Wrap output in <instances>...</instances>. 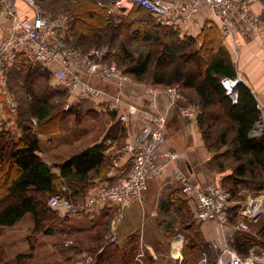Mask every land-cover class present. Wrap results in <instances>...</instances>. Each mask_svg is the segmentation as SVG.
<instances>
[{
  "label": "trees",
  "instance_id": "1",
  "mask_svg": "<svg viewBox=\"0 0 264 264\" xmlns=\"http://www.w3.org/2000/svg\"><path fill=\"white\" fill-rule=\"evenodd\" d=\"M90 1L95 5L96 13L93 11L95 8L80 4L77 8L79 13L67 14L69 20L66 35L74 31L75 43L78 45L87 40L92 43L101 42L103 33L107 30L110 31L107 38L115 39L119 28L129 29L134 39L146 41L150 38L151 46L158 50L153 49L134 55L122 46L117 56L118 66L137 80L146 81L148 77H151L152 83L161 88L178 83L182 98L187 103L196 101L199 103L200 111L196 116H198L199 125L202 126L203 140L207 149L214 151L212 160L218 166L215 168L220 171L226 170L224 164L226 157L233 163L232 168L223 176L231 182L232 189L239 186L254 191L264 189V135L250 136V131L259 117L256 99L250 88L242 81L237 82L235 87L236 101L225 93L220 78L234 77L235 72L222 46L224 38L217 26L206 27L203 24L195 37L183 36L188 41L199 43V47L190 52L178 53L170 47V44H162L161 38L169 34L179 35V30L153 24L156 30L153 34L146 32L144 28L139 33L140 27L144 25V15L153 20L151 15L143 9L133 7L117 24L112 21L107 11L109 1H105L103 6L97 5L96 0ZM88 18H93L95 21L88 23L86 22ZM82 24L88 26L90 31H82L84 30L81 29ZM81 32L82 34L79 35L78 33ZM111 33L113 35L109 36ZM78 49L81 48L78 47ZM207 49L212 50L210 54V50ZM199 56L206 57L202 68L196 66V59ZM105 60L107 61V56ZM151 67H155L154 72H150ZM48 73L51 74L47 68L27 60L21 53L4 72L5 86L12 94L15 93L11 82L18 84L25 92H30L32 95L28 112L23 108L20 111V106L17 105L13 127H8V110L0 96L2 113L6 116L0 123V228L12 226L26 213H30L33 220V228L28 236L31 249L38 241L37 235H57L62 240L55 242L54 245L63 256L64 264H80L88 257L86 255L83 259L78 257L81 253L85 254L84 250L89 251L90 259L93 257L91 264H159L147 248L140 249V237L137 232L130 234L123 246L117 242L105 241L104 237L109 231L113 216L110 208L104 209L99 219L90 226L76 227L69 223L68 216H60L49 206L48 198L52 195L64 197L73 204L83 202L90 196L88 191L96 185L94 180L104 178L113 167V163L104 154L105 141L115 139L119 135L122 137L125 130L118 121L108 129L100 142L83 149L61 163L51 165L46 163L40 154L38 135H47V133L44 128L33 126L31 118L36 117L41 123L51 118V115L49 116L47 102L38 98L30 87H33V80L47 77ZM15 99L17 100L16 97ZM80 103L65 109V114L77 109ZM214 103L221 107L223 121L216 119V116L203 114V109ZM212 163L210 161L211 165ZM62 186L66 189L63 190ZM101 186L104 185L99 187ZM157 211L160 220L158 225L163 234L164 253H169L172 238L182 234V260L179 263L174 261L176 264H196L205 246L196 223V221L202 222L196 217L194 201L186 198L179 187L170 190L166 188L159 199ZM181 218H184L182 223ZM179 224L181 227H178ZM261 236L264 238L263 231ZM65 239L70 240L71 244L65 245ZM252 241L250 235L237 233L229 246L243 255ZM261 242L264 247V240L262 239ZM139 252H142V256L137 259L136 255ZM155 253L161 252L156 248ZM31 257V252L19 253L15 257V262L30 264ZM2 259L0 255V262ZM166 259L164 260L163 256L160 261H165L163 264L174 263L171 261L172 258L166 257Z\"/></svg>",
  "mask_w": 264,
  "mask_h": 264
},
{
  "label": "built area",
  "instance_id": "2",
  "mask_svg": "<svg viewBox=\"0 0 264 264\" xmlns=\"http://www.w3.org/2000/svg\"><path fill=\"white\" fill-rule=\"evenodd\" d=\"M99 6L109 1V14L125 16L133 7H139L149 13L154 24L163 28L179 30L180 34L189 32V28L199 25L217 26L224 39L234 42L238 35L255 34L260 30L258 18L251 12L249 0H96ZM22 2L25 7L21 8ZM28 9L29 13L23 12ZM25 13V14H24ZM69 16L65 13L49 14L36 5L35 0H0V25L2 31L8 32L0 36V96L8 110V127H13L16 115V101L13 94L5 86L4 72L10 68L15 58L21 53L27 60L41 64L47 68L52 77L68 94L65 109L82 101H94L104 104V110H116L122 102L120 93L109 95L104 89L92 85L89 79L100 77L121 83L127 77L122 75L114 66H107L104 62L106 54L104 48H93L90 51H80L69 47L64 38L67 32ZM7 25V26H6ZM84 77H88L85 80ZM116 80V81H115ZM117 80L119 82H117ZM126 81V80H125ZM241 77H222L220 83L225 93L236 101V84ZM158 90L154 89L156 96ZM169 104L177 108L179 115L191 120L197 114L196 104L180 103L181 89L178 83L167 89ZM155 106L152 103L151 107ZM2 107V106H1ZM259 117L254 123L251 134L254 137L264 135V107L256 100ZM263 108V110H262ZM129 110H136L133 105ZM154 109V108H153ZM0 108V123L6 116ZM148 118L142 125L134 139L124 144L123 149L130 157V167L127 174L111 185H104L88 196L83 202L73 204L64 197L52 195L48 198L49 206L59 214H75L88 212L94 206L116 204L120 209L133 202H141L147 181L169 172L173 180L177 181L181 192L186 198L194 201L199 221L210 222L219 233L228 223V193L216 184H209L205 188L198 187L181 168L182 152L172 151L164 139L166 113L145 109ZM127 115H119L120 122H126ZM65 190L66 187L62 186ZM122 217V215H120ZM120 224L119 217L110 224L109 242L116 239L115 232ZM245 229L243 222L237 226ZM216 233V234H217ZM213 249L217 252L210 260L209 254L201 253L196 264H264V248L252 246L246 255H240L230 247L225 239L215 242ZM178 255L181 254L178 252ZM142 252L136 255L139 259ZM180 256L178 263L181 261ZM88 259V260H87ZM82 261L80 264H88Z\"/></svg>",
  "mask_w": 264,
  "mask_h": 264
},
{
  "label": "rangeland",
  "instance_id": "3",
  "mask_svg": "<svg viewBox=\"0 0 264 264\" xmlns=\"http://www.w3.org/2000/svg\"><path fill=\"white\" fill-rule=\"evenodd\" d=\"M253 1L254 0H249V2H251V12L253 13L254 16L258 18V21L260 23V30L255 33V35H257L263 29V26H264V0H260L262 9H259V10L257 8L255 10V8L252 5ZM35 2H36V5L40 7L42 11H45L49 14L65 13V14L71 15V14L79 13L77 8L80 4H85L86 6L95 8V5H93V3L90 0H35ZM23 7H25L24 4L21 8ZM96 10L97 9L95 8V10L93 11L96 13ZM23 12L29 13L30 11L28 12V9H26V10H23ZM109 15L111 16L110 18L112 19V21L119 24L122 21L123 17H125L127 14L121 17L117 16L114 13L109 14ZM92 21H95V19L88 18V20H86V22L88 23L90 22L92 23ZM143 24L144 25L140 27L139 33L141 32L143 28L146 30V32L149 31L151 34H153L154 31H156L155 28L152 26L154 22L153 20H151L149 16H145V15L143 16ZM81 29H84L82 31H86V30L90 31L89 27L85 26V24H82ZM7 32L8 30L5 33L1 34L0 36L5 35ZM109 32L110 31L107 30L105 33H103V39L101 42H98V43H92L90 40H87V42L84 41L80 45H78L75 43L76 34L74 35V31L73 32L70 31L69 34L65 36L64 41H65V44L69 47H73V48L79 47L81 49H85L86 51H90L93 48H101V49L104 48L105 50H107L109 53L106 54L107 56L106 65L114 66L122 75L127 77V79H125L126 81L124 80L121 83H118L117 85L121 86L122 84H126V82H130V83L139 82V83L148 85V92H149V93L147 92L148 98H149L148 103L150 104V106L152 105V103H154L155 106H153V108L156 111H160L163 113L165 112L167 116L168 109L172 108L169 104L170 102L168 99V92H167L168 87L161 88V87L154 85L151 81V77H148L146 81L135 79L134 77L122 71V68L118 66L119 62L117 60V56L119 52L121 51L122 46H125L134 55L145 53L146 51H150L153 49L155 50H158V49L155 48L154 46H151L152 42L150 38L146 41L139 39V38L138 39L132 38L131 34L129 33V29L119 28V30L116 33L115 39L107 38ZM78 34L80 35L82 34V32ZM112 35L113 33H111V35L109 36H112ZM139 35L141 36V34ZM185 35H186L185 33L184 34L179 33V35H175V34L165 35L164 37L161 38L162 44H168V45L170 44V47L174 49L175 51H177L178 53L190 52V51L196 50L198 48L199 43L186 40L185 37H183ZM236 38L237 37H235V40ZM159 48L162 49V47H159ZM81 49H78V50L83 51ZM207 50L209 51L210 49H207ZM211 51L212 50L209 51V54L211 53ZM204 59H206V57L203 58L199 56V58L196 59V66L202 68ZM193 67L195 68V66ZM154 70H155V67L150 68V72H154ZM46 75L47 77L45 76L43 78H37L33 80L32 81L33 87H30V88L33 89L34 94H36L38 98L47 102L46 104L49 108V112H50L49 116L51 115L50 116L51 118H47V120L41 121V123H39V120L36 117H32V118L31 116H28V117L31 118V122L33 126L44 128L48 135V137L43 136V135L39 136L41 155H45V157L50 159L49 156L54 154L58 157L60 162L61 161L63 162V160L66 159L65 157L68 154L73 155L74 153H78L79 151H81V149L86 147L88 145L86 143H88L89 140H92L93 138L92 136H95L96 138L98 136L101 137L103 135V132L107 125L106 121L109 115L105 112L100 114L96 111L91 110L90 107L92 106V102L90 101H82L80 105L77 106V109L71 111L70 113L65 114V104L68 99V94H66V92L63 91L62 87L58 85V83L55 81V79L52 77L51 74L48 73ZM236 76L240 77V75L235 74L234 77ZM93 78H96V77H93ZM84 79L88 80V77H84ZM89 82L92 85H95L92 81L89 80ZM117 82L119 81L117 80ZM11 84L13 86L12 90L15 93L13 94V96L16 95L14 96V99L15 97L17 98V100L15 99V101H16V104L20 106V111H22V108H23V109H26V111L28 112L29 110L28 105H29V102L31 101L32 94L27 91L25 92L16 83L11 82ZM25 85L27 84L25 83ZM154 89L158 90L156 93V96L154 95V92H153ZM160 95H164L166 97V105L162 109L157 104V101ZM179 99H180V103L196 104L198 106L196 110L198 112L200 111V106L197 101L187 103V101L182 98V95ZM83 103H86L84 107L82 106ZM262 105L264 107V104ZM203 114L205 116L206 115L216 116L217 117L216 119H219V121L224 120L221 107L216 103H214L213 105H209L208 107L203 109ZM193 119L194 120L196 119V124H195L196 132L200 133L202 142L204 146L206 147L205 142L203 140L204 138L202 135L203 134L202 126H200L198 122V116H194ZM163 131H164V139L168 142L166 135H165L166 125ZM48 138L50 139L49 141H48ZM120 144L122 146H120ZM168 144L170 143L168 142ZM116 145L120 148L124 147L123 142L117 143ZM170 149L172 151L182 152L179 150H174L172 148ZM207 150L208 152H211L212 153L211 156H213L214 151H212V149L211 150L207 149ZM226 158L227 159H224V164L226 165L227 171L226 170L220 171L217 168H215L218 166H217V163L214 164L212 157L209 160V163L210 161L213 162L212 165H210L211 166L210 168H215L216 170L214 171H218L217 173L228 172L229 169L232 168L233 163L231 162V160L228 161V157ZM211 183L218 185L219 187H221L224 191L228 193L229 207H228V223L226 226H223L220 229L221 231L219 233H217L213 225L212 227L208 225L210 224V222L201 221L202 223H199L196 221V223H198V227L201 231L202 238L204 241L205 247L204 249L202 248V250L209 254L210 260L214 259L217 255V252L213 249V245L215 244V242L220 243L222 242V239H225L226 243L230 245L234 236L237 233H246L250 235V237H252L253 239L251 245L247 249V252L243 253V255H246L248 251L252 249V246L257 245V246L263 247L261 240L262 239L264 240V238L263 236H261V232L262 231L264 232V189H261L259 191H254L244 186H239V187H236V189H232V184L229 180L226 179V177H222L218 183L216 182H211ZM196 212H197V208H196ZM124 213L125 215L126 213L128 215L131 214L129 211V208H126V207L122 208L119 210V212L113 213L110 224L112 223L113 220L116 221L117 218L119 217V220H120L119 230L121 228L126 229L125 228L126 226L127 228L131 226L133 227L132 229L136 228L140 231H143V228L145 225H148L154 222L152 217H150L149 215H147V217L145 218L144 216L143 217L140 215L138 216L137 214L134 219L132 217L126 218L122 222V217H120V215H123ZM89 219H90L89 217L72 218V222L74 224L77 223L76 225L78 226L86 227L91 224V220L89 221ZM127 219L128 220L131 219V220L127 223L128 221ZM183 219L184 218H181V223L183 222ZM243 222L245 223L247 228L238 229L237 226L239 224H242ZM154 224H156L157 227L159 226L157 222H155ZM110 226H109V231L106 233L104 237L105 241H108V238L111 234ZM178 227H181L180 224L178 225ZM32 228H33V220H32L30 213H26L19 220H17L12 226H6V227L0 228V255H1V258H3L0 264H16L15 257L17 254L29 253V252L32 253L30 264H64L63 256L60 254V252L57 251L56 245H54L55 242L62 240V238L60 239L57 235L45 236L43 234H39L36 236V239L38 240L36 245L34 246L33 249H31L29 245V241H28L29 240L28 236L31 234ZM209 231L213 233V237L211 239H209L208 234H207ZM201 234H200V239H202ZM177 235H181L183 237L182 234H177ZM177 235H175L174 237H176ZM64 242L66 243L65 245L71 244L70 240H66ZM118 242L121 245L124 243L121 240H119ZM160 242H161L160 248L162 249V251L160 252L161 254L164 255L166 254L164 253L165 246L163 245L162 240ZM178 245L179 244L177 242L175 243V245L173 244V249L175 250L176 248H178ZM175 251L173 252L174 254H175ZM84 253L85 254L83 253H81V255L79 254L78 257L83 259V256L86 255L88 256L86 257L87 259L91 256L90 254H88L89 251L87 250H84ZM180 256H182V253ZM86 259H84V262L88 260ZM91 260H93V257L89 259L88 264H91ZM164 260H167L166 257H164ZM171 261H174V260L172 259ZM160 264L162 263L160 262ZM170 264H176V263L174 261V263L172 262Z\"/></svg>",
  "mask_w": 264,
  "mask_h": 264
},
{
  "label": "crops",
  "instance_id": "4",
  "mask_svg": "<svg viewBox=\"0 0 264 264\" xmlns=\"http://www.w3.org/2000/svg\"><path fill=\"white\" fill-rule=\"evenodd\" d=\"M253 7L259 10L262 9V5L260 4V0H254L252 2ZM19 6L22 7L23 4L20 2ZM199 24H201L203 21L198 20ZM196 24L189 28V32L185 33L186 35L190 36H196L201 29V25ZM7 26V25H6ZM2 26L0 25V35L5 33L7 31V28L5 27V30L2 31ZM183 34V33H182ZM222 46L224 50L227 52L229 59L231 60L233 66H234V72L237 75H240L241 81L247 85L251 92L253 93L256 100H258L260 103L264 104V26L263 29L257 34H250V35H238L235 42H233L230 39H222ZM199 47V45H198ZM107 62L106 60L104 61ZM96 78H90L89 80L92 81L95 85L98 87L104 89L109 95H114L119 92L122 96V102L120 103V106L116 110H104L103 106L104 104H98L94 101L92 102V106L90 109L95 110L96 112L102 114L107 113L109 116L107 118V125L103 132V135L101 137L92 136V140H89L86 147L83 149L92 146L95 143L100 142L108 129L119 121V115L121 113H125L127 115L126 122H120L121 125L124 128V132L122 137L117 136L115 139H107L105 141V150L104 154L106 157L113 163V167L109 169L106 176L102 179L96 178L94 181L96 182L95 186L88 191V194L95 193L100 185H111L117 179H119L124 173H126L129 170L130 166V157L125 152V150L120 147H118L117 143L126 144L134 139L136 134L139 133L142 125L146 123L148 118L144 115L143 110L150 109L155 110L151 108L150 104L148 103V85H145L143 83H130L126 82V84H122L121 86H118L116 82L111 80H106L100 77L95 76ZM149 93V92H148ZM86 103H83L82 106L84 107ZM133 105L136 110H129L128 106ZM157 104L162 109L166 105V97L164 95H160L157 101ZM1 108V105H0ZM160 109V110H161ZM162 111V110H161ZM196 119L194 120H186L182 118L177 108H170L168 109L167 117H166V138L170 144L166 141L167 145L174 149L182 151L184 154V157L182 160H180V166L181 168L189 175L190 179L200 188H205L208 184L211 182L218 183L220 179L227 174V172L224 173H217L218 171L215 168H210L211 164L209 163V160L211 159V152H208L206 147L204 146L202 142V138L200 137V133L196 132ZM195 128V129H193ZM191 133V134H190ZM47 136L46 134H39V136ZM50 139L48 138V141ZM85 146V145H84ZM120 146H122L120 144ZM81 149V151L83 150ZM79 151V152H81ZM78 152V153H79ZM41 154V153H40ZM77 153H74L75 155ZM68 154L63 161L67 160L71 156ZM43 160L48 164H56L61 163L58 159V157L54 154L50 155L48 159L45 157V155H41ZM70 156V157H69ZM68 157V158H67ZM213 170V171H212ZM227 171V170H226ZM179 184L177 181L173 180L169 172H166L162 174L159 177H156L154 179H149L147 181L146 189L143 192V197L141 202H133L126 206V208H129V211L131 214L125 215V213L122 215V222L126 218H135L136 214L139 216H144L145 218L147 215L152 217L154 222L145 225L143 228V231H140L138 229H132L133 227L127 226L126 229L121 228L119 230V226L115 232L116 239L112 242H117L119 244V240L123 241L124 243L120 246H123L125 244V241L127 237L132 233H138L140 237V249L142 247L147 248L151 253L152 256L157 259L160 262V258L164 257H170L173 260L179 261L178 258L180 256L178 255V252L181 254V248H182V240L183 237L181 235H177L176 237H173L170 242V249L169 253L167 254H156L155 250L156 248L159 249V251H162L160 248L161 246V240L163 241V234L159 226L157 227L155 222L157 224L159 223V215H158V202L164 191L174 189L178 187ZM109 209L113 213L118 212V206L116 204H106L105 206H94L92 207L88 212H79L75 214H64L60 216H68L69 217V223L76 227H84V226H78L77 223L72 222V218H83V217H89V221L91 220V224L99 219L100 214L104 211V209ZM125 208V207H124ZM128 220V219H127ZM131 220V219H130ZM128 220L127 223L130 221ZM121 222V223H122ZM90 224V225H91ZM89 225V226H90ZM212 227V223L208 224ZM88 227V226H86ZM159 228V229H158ZM119 230V231H118ZM209 239L213 237V233L209 231L208 233ZM46 236V235H45ZM180 237V239H179ZM109 242V241H107ZM178 243V251L176 254L173 253V244ZM122 243V242H121ZM157 246V247H156ZM164 262H162L163 264Z\"/></svg>",
  "mask_w": 264,
  "mask_h": 264
},
{
  "label": "bare ground",
  "instance_id": "5",
  "mask_svg": "<svg viewBox=\"0 0 264 264\" xmlns=\"http://www.w3.org/2000/svg\"><path fill=\"white\" fill-rule=\"evenodd\" d=\"M175 250H176V251H175ZM175 250H174V251H175V254H176V253H177V251H178V248H176ZM174 251H173V252H174Z\"/></svg>",
  "mask_w": 264,
  "mask_h": 264
},
{
  "label": "water",
  "instance_id": "6",
  "mask_svg": "<svg viewBox=\"0 0 264 264\" xmlns=\"http://www.w3.org/2000/svg\"><path fill=\"white\" fill-rule=\"evenodd\" d=\"M250 136H252L251 132H250Z\"/></svg>",
  "mask_w": 264,
  "mask_h": 264
}]
</instances>
